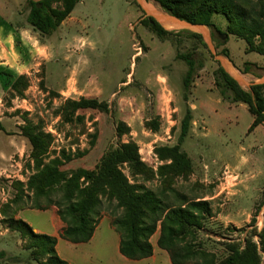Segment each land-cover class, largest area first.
<instances>
[{
    "label": "rangeland",
    "instance_id": "rangeland-1",
    "mask_svg": "<svg viewBox=\"0 0 264 264\" xmlns=\"http://www.w3.org/2000/svg\"><path fill=\"white\" fill-rule=\"evenodd\" d=\"M26 1L9 0L8 9L0 6V15L12 21L13 35L10 42L0 35V57L11 64L0 66V264H40L30 243L5 223L1 214L5 205H11L8 216L21 208L15 218L21 216L34 228L50 231L48 215L35 212L26 187L23 195L30 199L12 203L18 194L16 183L25 186L35 172L31 146L21 132L27 122L52 136L50 160L64 154L72 157L62 167L68 175L79 169L95 170L102 157L121 144H137L152 174L134 177L127 165L122 166L132 184H143L169 206L181 205L183 200L209 203L212 213L195 233L196 246L222 261L230 254L228 246L244 247L252 241L264 264V123L250 132L254 117L248 108L225 99L214 79L222 66L249 91L252 85L264 84V56L246 53V42L228 34V21L219 14L213 16V23L227 38L207 27L201 34L166 24L164 19L170 15L152 0H82L49 37L28 24ZM146 17L174 34L159 39L141 24ZM17 28L24 31L22 37ZM178 32L199 33L204 44ZM190 52L203 67L185 89L188 67L177 55ZM246 63L255 64L251 74H243ZM19 76L27 82L21 93L10 89ZM82 98L97 99L109 110H81L82 123H65L66 102ZM188 108L193 121L180 147L191 159L192 171L173 178L171 184L159 175L166 162L159 160L155 149L178 144ZM121 123L125 127L119 135ZM60 196L54 192L38 202L45 207L49 199ZM102 200L98 223L106 218V224L113 225L123 209L115 200ZM159 232L160 228L152 243ZM107 250L111 259L112 249ZM158 259L156 264H161L162 258Z\"/></svg>",
    "mask_w": 264,
    "mask_h": 264
},
{
    "label": "trees",
    "instance_id": "trees-1",
    "mask_svg": "<svg viewBox=\"0 0 264 264\" xmlns=\"http://www.w3.org/2000/svg\"><path fill=\"white\" fill-rule=\"evenodd\" d=\"M82 0H27V21L31 28L44 36H52L61 27L78 3ZM168 15L192 25H201L227 38L220 33L213 23L215 14L223 15L228 21V34L244 40L246 53L264 56V0H152ZM141 24L159 39H166L174 33L169 32L153 17L142 19ZM185 33L189 38L198 39L204 44L202 35L194 32ZM228 40L224 41V44ZM228 56L227 50H224ZM196 54H178L177 58L188 67L183 79L185 89L191 87L195 74L203 66L198 63ZM255 64H244L243 74H251ZM254 74V73H253ZM215 85L221 95L235 104H243L254 117L249 129L254 131L264 123V84L252 85L249 91L219 66L214 72ZM27 85L26 77L19 76L12 82L10 89L21 93L20 88ZM81 110H99L108 112V104L97 99L82 98L79 101L68 100L63 107L65 123H82ZM193 121L192 110L187 109L181 122L178 144L155 149L160 161L166 162L159 168V175L173 182V178L186 176L192 171L189 156L181 151L183 143L189 136ZM123 123L117 131L122 135ZM158 129V126H155ZM31 146L30 158L34 171L27 184L16 183L18 194L13 204L30 199L23 195L24 187L33 197V209L46 211L52 205L57 208V215L65 224L61 237L73 244L88 243L98 225V218L103 206V198L117 201L123 209L122 216L113 221L114 228L121 236L120 252L129 260L141 261L153 256L151 238L160 228L158 246L167 251L173 264H260L261 257L257 246L247 241L244 247L230 245V254L222 261H217L211 254L196 246L195 233L201 228L206 215H211V207L206 201L183 200L181 205L169 206L155 192L143 184L131 183L123 173L122 166L127 165L134 177L149 178L150 168L142 161L139 147L135 143H124L106 153L95 170L79 169L68 175L62 167L72 161L71 156L49 159L52 136L42 128L30 122L21 129ZM171 189V186L169 187ZM61 194L56 201L49 199L48 206L38 202L48 198L52 193ZM11 205L4 206L1 214L7 226L18 232L22 240L30 243L32 254L40 264H68L57 253V239L35 232L34 227L21 218H15L21 208L8 216ZM191 238V239H190ZM264 245V242H263ZM43 259V260H40Z\"/></svg>",
    "mask_w": 264,
    "mask_h": 264
},
{
    "label": "crops",
    "instance_id": "crops-1",
    "mask_svg": "<svg viewBox=\"0 0 264 264\" xmlns=\"http://www.w3.org/2000/svg\"><path fill=\"white\" fill-rule=\"evenodd\" d=\"M8 4L9 0H3L0 6L2 8L8 9ZM72 13L67 20L71 18ZM66 21H64L62 25H64ZM18 29L20 30L21 28H17V30ZM11 30L12 21H9V19L0 15V35L3 33L6 42H10L13 37ZM20 32L21 33L18 34V37H22L24 31L21 29ZM0 45H2V43H0ZM4 61V58L0 57V66L5 65V67H8L10 62L8 61L5 63ZM35 212H38L39 214L43 215H48L50 231H44V229H41L39 227L34 228V231L40 234H46L56 238L57 253L60 258L62 260H65L68 264H156L158 263L157 261L159 260V256L162 258L161 264H172L170 262L171 259L166 254V252L163 250H159V248H156V246H158L157 243L159 238L156 240L155 244L151 242L154 249V254L152 257L141 261H133L127 259L121 254V236L118 232H116L112 223L109 222L106 224V221H104L106 218H103L100 223H98L96 230L94 231L95 233L93 235V238L90 242L82 244H73L67 240H64L61 237V233L62 230L65 228V224L57 215V209L52 208L51 210L49 209L46 211L36 210ZM19 218H21V216H19ZM29 224L33 226L31 223ZM109 247L112 249L113 254L111 259L110 257H106L107 255H109L107 250Z\"/></svg>",
    "mask_w": 264,
    "mask_h": 264
},
{
    "label": "water",
    "instance_id": "water-1",
    "mask_svg": "<svg viewBox=\"0 0 264 264\" xmlns=\"http://www.w3.org/2000/svg\"><path fill=\"white\" fill-rule=\"evenodd\" d=\"M35 1H39V0H35ZM158 18H159V17H158ZM169 19H170V20H173L174 22L179 23V24L181 25V28L195 29V30H197L198 32L201 31V34H204L203 31H202L204 26H201V25H192V24H190V23H188V22H185V21L179 20V19H177V18H175V17H172V16H170ZM156 21H157V20H156ZM157 22H159V21H157ZM235 80L239 83L240 86H242V83H241L239 80H237V79H235Z\"/></svg>",
    "mask_w": 264,
    "mask_h": 264
},
{
    "label": "bare ground",
    "instance_id": "bare-ground-1",
    "mask_svg": "<svg viewBox=\"0 0 264 264\" xmlns=\"http://www.w3.org/2000/svg\"><path fill=\"white\" fill-rule=\"evenodd\" d=\"M140 1L142 2V0H140ZM145 8H146V6H145ZM150 12H151V9H150ZM154 14L159 18L163 17L160 14H158L157 12H154ZM164 22H166V24L168 23V25H171L172 27H175V28L181 27V25L179 23L174 22L173 20H170L169 18L164 19Z\"/></svg>",
    "mask_w": 264,
    "mask_h": 264
}]
</instances>
